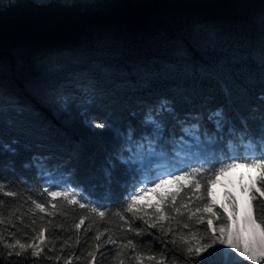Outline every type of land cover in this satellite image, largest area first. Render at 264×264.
<instances>
[{
    "label": "trees",
    "instance_id": "obj_1",
    "mask_svg": "<svg viewBox=\"0 0 264 264\" xmlns=\"http://www.w3.org/2000/svg\"><path fill=\"white\" fill-rule=\"evenodd\" d=\"M6 1L0 0V235L30 244L43 231L46 244L33 257L0 242V264H157L161 256L164 264H192L168 241L173 233L178 245L181 232L204 234L211 217L204 215L205 224L189 219L212 200L203 184L197 195L176 184L162 191L178 192L175 206L187 204L183 215L167 196L161 201L155 193L160 208L137 201L138 215L150 221L163 210L164 232L125 207L129 194L154 178L156 164L177 173L201 167L197 179L206 180L233 157L248 167L260 155L264 0ZM99 118L107 129L93 126ZM48 175L88 206L49 197ZM252 194L255 217L264 215V197L255 188ZM214 210L228 216L218 205ZM129 240L134 249L123 247ZM208 264H223V256Z\"/></svg>",
    "mask_w": 264,
    "mask_h": 264
},
{
    "label": "snow or ice",
    "instance_id": "obj_2",
    "mask_svg": "<svg viewBox=\"0 0 264 264\" xmlns=\"http://www.w3.org/2000/svg\"><path fill=\"white\" fill-rule=\"evenodd\" d=\"M216 115H220V113H216ZM96 129L105 130L108 125L105 123L104 118H99L97 122L93 125ZM252 145V141H249V146ZM261 152L259 156H255L251 160L250 163L247 164L248 167H255L260 169L262 173H264V136L261 137L260 140ZM236 157L231 158L228 162L221 163L219 168L210 169L212 175L209 176L206 180L197 179V176L201 173V167H195L189 170L180 171L179 175L175 173H167L162 174L160 177H157L158 182L149 181V183L153 184V187L150 189L141 188L139 192L135 191V189L129 194L128 203L126 204L125 211L132 213L135 219L142 220L145 225H148L150 228H160L162 232H164V226L159 223L160 220L165 219V214L161 209L156 215V220L145 219L144 216L138 215L137 209H141V205L137 203L139 199L143 196L145 191L155 192L160 196V200L164 201L166 196L170 198V202L173 205V211H175L178 215H183L181 211L182 208L186 209L187 204L180 205L179 207L175 206L176 203V193H164L162 192L163 187L166 184L175 183L179 189H183L184 187H189L193 191V195H197L200 193V189L202 184L205 186L208 195H211L210 185L216 183L215 177L219 174L223 173L225 170L238 166ZM183 181V183H181ZM261 187L264 188V174L260 177ZM47 195L51 198L61 197L63 200L70 204H79L81 208H85L88 205L86 203H81L80 200L77 199V195L70 191H55L44 189ZM259 191V190H258ZM6 195L15 196L14 192H7ZM229 195V194H226ZM260 196L264 197V191H260ZM257 196L252 194L251 200H257ZM51 203V201H49ZM229 202L232 204V212L230 215L225 216L223 213H218L214 209H216V203L214 200H209L203 204V207H197L195 211H190L189 219L191 220L193 217L196 218L197 224H205L204 215L207 214L211 218L207 220V226L205 228L204 234L199 235V230L190 231L188 234L183 232L179 233V245L177 241L176 234L173 233V237L168 243H171L174 248L180 247V250L183 252L184 256H186L192 264H208V260L220 253L223 256V264H229V260L232 257V254L235 253L239 258H243V261L249 262V264H264V215L257 213L256 217L250 218L245 216L244 222L246 228L242 233L240 229H237L235 232L231 229V224L234 223V217L236 215V207L235 201L229 196ZM35 203V202H34ZM264 204V201H261ZM36 209H39L41 212L45 211V205L41 203H35ZM154 207L160 208L161 206L155 205ZM221 207H223L221 205ZM55 208V205H53ZM91 212L96 213L101 219L105 217V212L100 210L97 207H91ZM227 211V210H225ZM199 214V215H197ZM119 215V213H117ZM124 219L123 216L120 217ZM171 220H176V217H171ZM222 221V223L213 226V220ZM2 222V221H0ZM84 223V218L81 217L80 224H77L76 227L80 228V225ZM183 228H189L188 223L183 224ZM129 230L132 229L131 223H129ZM137 235H139L143 229H135ZM169 232L172 229L169 227ZM218 233V234H217ZM166 234V233H165ZM103 233H99L96 236V239L99 240L100 236ZM43 231L37 236V239L43 241ZM0 242H4L6 247L11 248L13 251L16 250L17 246L19 249L26 251L28 248H32V256L39 257L44 252V249L35 245V244H24L21 243L20 240H15L14 243H7L4 239L3 235H0ZM108 243L114 244L115 241L109 237ZM217 245L222 246L221 248H217ZM131 246L133 249L135 245L132 244V241L129 240L127 245L123 247ZM99 247V246H98ZM11 255V253H9ZM20 252H16V255H20ZM90 256L95 259L93 253H89ZM59 259V258H57ZM136 259L138 261L142 260L143 257L139 254L136 255ZM149 260H155L156 257L149 256ZM157 264H164V258L161 256L159 260H157ZM232 264H240L238 260H232Z\"/></svg>",
    "mask_w": 264,
    "mask_h": 264
},
{
    "label": "bare ground",
    "instance_id": "obj_3",
    "mask_svg": "<svg viewBox=\"0 0 264 264\" xmlns=\"http://www.w3.org/2000/svg\"><path fill=\"white\" fill-rule=\"evenodd\" d=\"M215 179L216 183L211 188L215 193L216 200L224 206L227 203V197L230 195L236 202V215L233 218L235 222L230 225L232 231L235 232L237 229H240L243 233L246 228L244 222L245 216L255 218L251 200V184L253 179L251 180L247 169L242 164L225 170L216 176ZM228 212V215H230L232 211L229 209Z\"/></svg>",
    "mask_w": 264,
    "mask_h": 264
},
{
    "label": "rangeland",
    "instance_id": "obj_4",
    "mask_svg": "<svg viewBox=\"0 0 264 264\" xmlns=\"http://www.w3.org/2000/svg\"><path fill=\"white\" fill-rule=\"evenodd\" d=\"M9 1V0H8ZM6 1V2H8ZM182 160H178L176 161L177 163H180ZM237 164H240V163H237ZM243 167L245 169H247L249 175H250V178L252 180V184H251V189L255 188L257 190L258 189V186H257V180L259 179V171L255 168V167H252V168H249V167H245L243 165ZM173 167H166V165L164 164H156L154 165V171L155 173L152 174L153 175V179H150V178H145L142 182V188H145V189H150L153 187V184L152 183H149V181H153V182H158L157 181V177H160L162 174H167L169 172L171 173H175L177 175H179V173L176 172V169ZM59 180L58 179H54L52 178L51 176L48 175V178H47V182H46V188L49 189V190H55V191H65V190H70L72 192H74L76 195L77 193L73 190V188H71L70 186H66V185H58L59 183ZM175 183H171V184H166L162 191H165L169 188H171ZM213 185V184H212ZM211 185V186H212ZM210 186V189H211V199L215 201L216 205H218V207L222 208L223 210H227L226 213L228 215V211L229 209L232 211V204L229 202V196L227 197V203L224 204H221L218 200H216V197H215V193L212 191V188ZM232 199H234L232 196H230ZM79 198V196L77 195V199ZM143 206L145 207H151L152 205H155L156 204V197H155V192H152V191H145L143 196L141 197V199L138 200ZM235 201V199H234ZM221 205L223 207H221ZM235 207H236V202H235ZM218 234V233H217ZM44 237V236H43ZM30 244H35L41 248H44L45 247V244H46V240L45 238H43V241L39 240V239H36L35 241L31 242ZM27 245V244H26ZM222 246H219L217 245V248H221ZM16 250H18L19 252H23L25 254H29L30 256H32V251L33 249L32 248H28L26 251L24 250H21L19 249V247L17 246ZM233 260H240L241 258H239L237 256V254L233 253L232 254V257H231Z\"/></svg>",
    "mask_w": 264,
    "mask_h": 264
},
{
    "label": "water",
    "instance_id": "obj_5",
    "mask_svg": "<svg viewBox=\"0 0 264 264\" xmlns=\"http://www.w3.org/2000/svg\"><path fill=\"white\" fill-rule=\"evenodd\" d=\"M243 165V164H242ZM245 166V165H244ZM246 167V166H245ZM259 192H260V190H259Z\"/></svg>",
    "mask_w": 264,
    "mask_h": 264
}]
</instances>
